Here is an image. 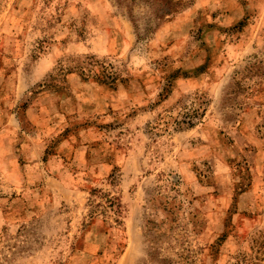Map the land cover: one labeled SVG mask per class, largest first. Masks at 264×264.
<instances>
[{"label":"rangeland","instance_id":"obj_1","mask_svg":"<svg viewBox=\"0 0 264 264\" xmlns=\"http://www.w3.org/2000/svg\"><path fill=\"white\" fill-rule=\"evenodd\" d=\"M129 2L0 0V264H264V0Z\"/></svg>","mask_w":264,"mask_h":264},{"label":"trees","instance_id":"obj_2","mask_svg":"<svg viewBox=\"0 0 264 264\" xmlns=\"http://www.w3.org/2000/svg\"><path fill=\"white\" fill-rule=\"evenodd\" d=\"M133 1V0H132ZM165 5V10L162 13H157L158 18H163L172 15L173 13L179 11V8L182 5L183 0H161ZM123 2H129V0H117L119 6L123 4ZM136 22V20H134ZM136 26V25H135ZM151 25L146 27V31L151 29ZM89 60H84L81 62L80 60H74L75 64L74 68L78 69L83 76L86 78H95L101 82L114 84L119 80H126V77H123L119 72H117L113 66L114 64L108 61H99L94 59L92 56L87 57ZM113 202V201H112ZM114 204V203H113ZM121 206L119 203L117 204Z\"/></svg>","mask_w":264,"mask_h":264}]
</instances>
